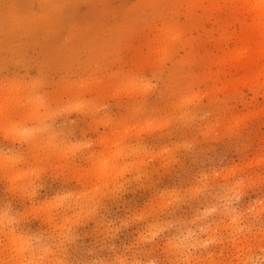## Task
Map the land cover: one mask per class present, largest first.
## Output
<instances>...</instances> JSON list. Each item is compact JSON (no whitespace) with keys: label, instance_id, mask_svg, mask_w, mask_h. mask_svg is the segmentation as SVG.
Segmentation results:
<instances>
[{"label":"rangeland","instance_id":"obj_1","mask_svg":"<svg viewBox=\"0 0 264 264\" xmlns=\"http://www.w3.org/2000/svg\"><path fill=\"white\" fill-rule=\"evenodd\" d=\"M263 28L245 0H0V211L25 255L260 264ZM41 97L98 111L58 117L57 146Z\"/></svg>","mask_w":264,"mask_h":264},{"label":"snow or ice","instance_id":"obj_2","mask_svg":"<svg viewBox=\"0 0 264 264\" xmlns=\"http://www.w3.org/2000/svg\"><path fill=\"white\" fill-rule=\"evenodd\" d=\"M43 8H50L53 7L52 5H42ZM41 86V80L38 78L35 82H33V87L37 90H39ZM86 86V85H85ZM127 88H129L133 92L137 93H147L155 88V84L151 80L146 79H139L134 78L131 81H128L125 85ZM42 111L44 114V121L42 124V127L39 129L40 131H43L47 134L48 137L51 138L52 142L55 143L57 146H59L61 138L71 135L75 129L72 128H57L54 126L55 121L58 117L62 116L65 113H85L89 115H95L98 109H96L90 102L87 101L85 98H76L72 103L70 104H64V105H57L55 110L53 111H46L49 101L45 97H41L40 100ZM37 130H32L34 133ZM26 134L28 133V130H25ZM7 155V154H6ZM219 175V173H217ZM35 189L39 190L41 187V178L36 177L33 181ZM260 184L262 187V190H264V175L260 178ZM5 188H8V181L5 180ZM199 190V189H197ZM29 195L32 198V206L33 208H37L39 211H44L48 207V203H46L42 197L39 196L38 191L35 193H29ZM233 202L235 200L239 199V195L232 197ZM261 204L264 205V200H261ZM137 211H139V206H137ZM147 212V209H145V213ZM137 219H143V214L137 217ZM162 230H158L155 233L152 234V238H155L160 235V232ZM191 235V234H190ZM180 247V243L177 240H172L169 242V248L170 250H177ZM74 264H91L88 260H79L74 262ZM153 264H157L156 261H153ZM260 264H264V260L260 262Z\"/></svg>","mask_w":264,"mask_h":264},{"label":"clouds","instance_id":"obj_3","mask_svg":"<svg viewBox=\"0 0 264 264\" xmlns=\"http://www.w3.org/2000/svg\"><path fill=\"white\" fill-rule=\"evenodd\" d=\"M11 214V209L0 211V264H74L81 259L88 260L91 264H129L125 261L117 260H99L92 256L81 258L75 261L59 260L55 258H45L38 256L35 250L31 252V258L25 255V250H22L19 239L15 238L7 231L6 218ZM54 256V254H52ZM131 264H153V260L134 261ZM238 264H247L241 260Z\"/></svg>","mask_w":264,"mask_h":264},{"label":"bare ground","instance_id":"obj_4","mask_svg":"<svg viewBox=\"0 0 264 264\" xmlns=\"http://www.w3.org/2000/svg\"><path fill=\"white\" fill-rule=\"evenodd\" d=\"M246 2H248L253 11L258 14V19L260 20V22L264 23V0H245ZM262 39L261 42L259 43V49L261 51V53L264 54V28L262 30ZM245 49L244 50V56H248L249 55V51L247 52Z\"/></svg>","mask_w":264,"mask_h":264}]
</instances>
